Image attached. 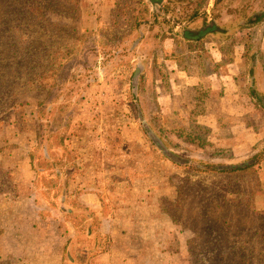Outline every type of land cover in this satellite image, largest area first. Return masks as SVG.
<instances>
[{"label":"rangeland","instance_id":"374dc122","mask_svg":"<svg viewBox=\"0 0 264 264\" xmlns=\"http://www.w3.org/2000/svg\"><path fill=\"white\" fill-rule=\"evenodd\" d=\"M262 10L264 0H164L156 10L147 0L0 5V235L12 215L32 208L22 204L31 198L38 222L60 224L62 264H155L140 238L114 243L109 232L120 228L111 220L119 209L137 208L136 225L122 230L136 234L135 227L147 228L146 216L180 215L175 201L182 191L192 197L187 183L219 192L215 184L231 182L249 194L238 199L264 212V111L250 96L254 87L264 101V21L243 27ZM206 19L215 32L190 49L186 28L198 31ZM172 68L187 77L172 79ZM216 73L225 78L221 99ZM208 116L218 124L208 125ZM217 135L224 143L213 146L208 140ZM252 159L249 171L235 175L207 167ZM92 192L101 199L98 210L85 202ZM174 225L173 246L183 253L169 264H192L193 234ZM252 227L261 229L257 218ZM0 264L18 262L11 255Z\"/></svg>","mask_w":264,"mask_h":264},{"label":"trees","instance_id":"16d2710c","mask_svg":"<svg viewBox=\"0 0 264 264\" xmlns=\"http://www.w3.org/2000/svg\"><path fill=\"white\" fill-rule=\"evenodd\" d=\"M4 2L6 0L0 5L3 6ZM145 11L150 12L147 4ZM197 15V12L193 14V18L196 19ZM136 21L140 24L144 19ZM263 21L264 10L257 11L245 19L243 27H253ZM214 32V22H208L206 19L203 27L198 31L186 28L185 42L191 49L193 44H201L207 35ZM254 66L253 64L249 71L253 86L255 85ZM253 88H250V96L260 100L258 105L264 111V101L258 97ZM254 159L245 164L207 165V167L220 175H235L249 171L254 166ZM231 184L228 182L222 187L215 184L214 187H218L219 192H214L212 188L189 182L187 185L192 197L182 191L175 201L179 205L180 215L167 211L173 223L181 225L193 234L192 240L188 243L192 264H264V212L257 211L253 202L238 199L242 196L249 197V194L233 185L230 187ZM197 188L204 190L200 191ZM228 195H234L237 199H229ZM250 195L252 198L254 193ZM231 210H234V215L239 212V216L233 218ZM256 218L262 227L254 233L252 226ZM243 225L245 228H240ZM106 251L107 248L101 253Z\"/></svg>","mask_w":264,"mask_h":264},{"label":"crops","instance_id":"0c3cea01","mask_svg":"<svg viewBox=\"0 0 264 264\" xmlns=\"http://www.w3.org/2000/svg\"><path fill=\"white\" fill-rule=\"evenodd\" d=\"M174 69L176 68H172L171 70L172 79L176 80L177 77H182V73H185V77H187V72H173ZM214 77L213 86L217 87V89L220 88L219 91H221L223 88H221V84L225 78L223 76H220L219 78L217 73ZM186 83L188 84V82ZM194 84L199 85L198 83ZM172 87L177 89V87ZM221 94L222 91L217 95L220 99L222 96ZM213 95L216 94L212 93L210 90V96L212 97ZM191 101H193V104L195 105L197 103L196 97ZM216 117L208 116L206 118L207 124L217 125L218 118ZM208 141L213 143V146L215 144L218 146L219 144L224 143V137L217 135L214 136V138H210ZM213 146L211 149H215ZM84 199L91 209L98 210L102 208V202L97 193H89L84 196ZM32 202L34 201L31 198L24 200L22 204L26 203L28 208H32H30V210L26 209V214H23L25 208L21 211L22 213H19V215H17L18 213L16 212L10 217L11 222H9V225L2 226L1 229H3L4 232L0 235V258L4 259L6 256L12 255L17 259L18 264H62V250L66 243V239L60 232V224L58 223L57 227L55 226L57 222L52 220L38 222L37 219L41 218V216L37 215L33 210ZM135 208L136 207L131 206L121 208L119 209L121 214L116 215L115 219H111L114 220V223L116 224L120 223V228L118 230L109 232L110 235L114 237V243L118 244L119 241H123L131 246L137 237L140 238L138 240H141V244L148 248L146 251H150V248L152 247L150 253L153 252L152 257L154 258L155 264H160V259H163V261H166L168 264L169 262L176 260V258L183 252L178 254L177 247L173 246L176 241V235L172 231L175 230L176 227L174 223L169 219H166L164 215L158 214L157 216V214L155 215V213H153L150 217L146 216V219H148L147 228L135 227V230H137L135 231L136 234H130V232L126 234L122 231L124 228L128 229L136 225L135 223H132V219L136 218L134 211ZM152 221L155 222L156 227L153 226ZM22 222H26V225L29 228L26 232H24L23 229L19 230ZM36 223L39 224V227L35 226ZM42 227L43 229H41ZM44 228H46V230H44Z\"/></svg>","mask_w":264,"mask_h":264},{"label":"water","instance_id":"95a60500","mask_svg":"<svg viewBox=\"0 0 264 264\" xmlns=\"http://www.w3.org/2000/svg\"><path fill=\"white\" fill-rule=\"evenodd\" d=\"M150 4V6L156 10L157 8H161L163 6V3H164V0H147ZM142 68L139 67L137 72H136V75L134 77V83L137 85L138 83V80H139V73L141 72ZM137 89H135V92H136ZM152 138H153V141L156 143V145L160 148V150L166 155L168 156L169 158L171 159H175L177 160V157L175 155H173L172 153H170L162 144L161 142L155 138V136L151 135Z\"/></svg>","mask_w":264,"mask_h":264}]
</instances>
